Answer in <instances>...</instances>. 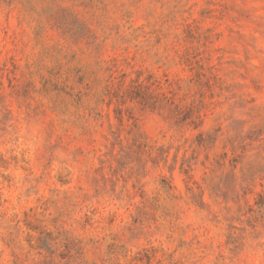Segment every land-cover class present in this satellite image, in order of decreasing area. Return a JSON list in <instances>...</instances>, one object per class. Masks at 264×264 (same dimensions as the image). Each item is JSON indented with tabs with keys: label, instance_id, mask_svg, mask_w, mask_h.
Segmentation results:
<instances>
[{
	"label": "rangeland",
	"instance_id": "374dc122",
	"mask_svg": "<svg viewBox=\"0 0 264 264\" xmlns=\"http://www.w3.org/2000/svg\"><path fill=\"white\" fill-rule=\"evenodd\" d=\"M0 264H264V0H0Z\"/></svg>",
	"mask_w": 264,
	"mask_h": 264
}]
</instances>
